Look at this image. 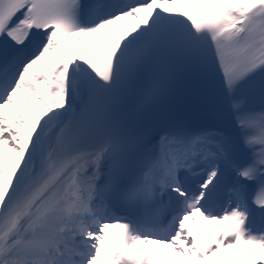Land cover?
I'll list each match as a JSON object with an SVG mask.
<instances>
[{"label": "snow or ice", "instance_id": "1", "mask_svg": "<svg viewBox=\"0 0 264 264\" xmlns=\"http://www.w3.org/2000/svg\"><path fill=\"white\" fill-rule=\"evenodd\" d=\"M217 67L239 139L151 122L178 70ZM257 88L264 0H0V264H264Z\"/></svg>", "mask_w": 264, "mask_h": 264}, {"label": "bare ground", "instance_id": "2", "mask_svg": "<svg viewBox=\"0 0 264 264\" xmlns=\"http://www.w3.org/2000/svg\"><path fill=\"white\" fill-rule=\"evenodd\" d=\"M85 43L95 44L97 47H99L102 44V40H93V41H91L87 37V38H85ZM214 71H219L220 72L218 67L215 68ZM261 220H262V222H261ZM250 223H251V225L253 227L260 226V227L264 228V213L258 214L256 211H254Z\"/></svg>", "mask_w": 264, "mask_h": 264}]
</instances>
